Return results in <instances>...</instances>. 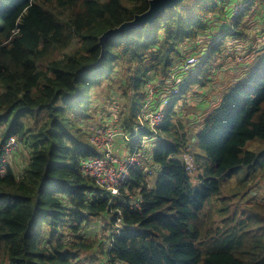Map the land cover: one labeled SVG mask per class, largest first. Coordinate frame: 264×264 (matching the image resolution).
I'll return each mask as SVG.
<instances>
[{"label": "trees", "instance_id": "trees-1", "mask_svg": "<svg viewBox=\"0 0 264 264\" xmlns=\"http://www.w3.org/2000/svg\"><path fill=\"white\" fill-rule=\"evenodd\" d=\"M243 1L235 14L239 0H184L107 40L102 55L99 37L145 12L149 0H0V158L11 138L28 153L23 168L11 165V153L0 173V264H94L86 254L96 249L107 264H264V203L248 191L264 174V151L245 149L264 141V42L240 49L226 41L247 40L261 0ZM239 51L248 58L231 65L238 74L214 107L207 109L208 91L192 94L204 119L176 120V101ZM173 71L179 93L151 129L142 118L162 102ZM97 87L124 99L117 139L143 154L118 197L84 170L101 156L89 129ZM242 167L250 172L226 194Z\"/></svg>", "mask_w": 264, "mask_h": 264}, {"label": "rangeland", "instance_id": "rangeland-1", "mask_svg": "<svg viewBox=\"0 0 264 264\" xmlns=\"http://www.w3.org/2000/svg\"><path fill=\"white\" fill-rule=\"evenodd\" d=\"M240 3L244 4L243 0H239V2L236 4V6L240 5ZM253 10H254V17L250 21V28L248 29V37L246 38L247 40L244 42L243 40L239 41H234L231 38H227V44L229 45L230 43L237 44L239 48L241 49L242 46L244 48H248V43L252 44L255 43V46L258 43L264 42V0H261V2L256 1L253 5ZM261 19L262 21H259ZM227 24H230V21H227ZM219 27H216L214 29V32H218ZM250 40V41H249ZM249 41V42H248ZM75 47V45L71 46L70 48L67 49V52L72 50ZM234 49V46L232 47ZM257 53V52H256ZM202 53H198L197 57L202 56ZM249 54V60L251 61L252 57L254 56L255 53H248ZM206 55V52L204 51V55ZM252 56V57H251ZM195 57L196 60H193V62L197 61V57ZM248 58V55L245 51H239L238 56L236 59L234 57H228L227 59L224 60V63L219 66L216 70V75L208 82L206 86H198L195 87V91H192L188 94V96L178 99L175 103V113H176V120L181 118L184 120H187L188 122L194 121V117L192 116V113H197L199 119H204V116L207 114L205 110H203V107L199 106L200 101H198L197 98H193L192 94L194 92L198 93H204V91L209 92L210 96V102H209V109L210 107H214V103L218 100V98L221 96V94L224 92V89L229 87L230 84L233 82V75L238 74V69H233L231 68V65L234 64V66L237 65V61H243ZM194 62V63H195ZM219 62V61H218ZM238 66V65H237ZM188 66H185L183 69H186ZM244 69V68H243ZM178 71H173L169 77V80L166 81L165 86V93H162L160 97L163 98L161 103H158V101L155 102L154 104V109L153 113L150 114L149 118H152L153 126H156L158 123H160L162 117L165 115V111L168 107V99L173 93H179L177 89L171 90L172 85L174 84V79L177 76ZM163 77V76H162ZM160 83V81H157V84ZM92 94V103H94L93 106L90 107V111L93 113V118L90 121L91 126L89 127L90 131L92 128H97L98 130H105L108 128H118L117 126L119 125L117 123V120L120 116V113L125 109L124 105V99L121 100L118 91H114V93H104L101 91V87L94 88L91 91ZM118 98V100H116ZM98 103L101 105L97 106ZM214 105V106H213ZM97 106V107H96ZM205 111V112H204ZM102 118V119H101ZM42 124V115L40 114L39 116L36 117V119L33 120L32 122V128L37 129L40 127ZM102 126V127H99ZM151 127V126H150ZM153 129V127H151ZM133 134H138L136 129H134L131 133ZM91 135H94V132L92 131ZM120 138V137H119ZM118 138V139H119ZM118 139L116 140V149L118 146L120 147L119 150H115L116 156H121L124 152H129L130 150L128 148V145L125 142L119 143ZM11 140V139H10ZM93 144V142H92ZM156 144V141H155ZM147 145V139L143 138L142 141V146L143 149H145ZM14 147H15V152H11L13 155L10 158L11 165L15 168H23V159H20V156L23 158H26L25 156L28 155L26 149L23 146H19L17 144V141L15 140L14 142ZM246 150L254 151V152H261L264 151V141H260L258 139L255 140H250L246 143L245 145ZM122 152V153H121ZM11 155V154H10ZM9 155V156H10ZM143 155V154H142ZM141 155V156H142ZM9 156H7V162L9 159ZM140 156V157H141ZM4 161V160H2ZM186 163L188 166H192V158L191 157H186ZM2 164V163H0ZM192 178H191V185L192 187H199L201 185V180L197 177L199 174V171L194 169V166H192ZM158 170L155 168L152 169V174H150V180L156 177ZM250 172V169L247 167H242L239 170H237L232 178L226 182V194H230L232 192V188L236 187V184H238V181L241 180L243 177H245L248 173ZM254 182L257 183V185H254L250 188H248V191L252 192L255 194V197L257 198V201L259 200L260 203H264V174L262 172H259L256 174V177L254 179ZM252 189L254 191H252ZM259 196V197H258ZM237 198H233V201H236ZM251 199L250 196L248 197L247 201ZM89 228V226H87ZM95 230L100 232L101 227L99 228L98 226H93ZM92 233H95L93 231ZM108 234V233H107ZM106 234V235H107ZM103 241H108L109 240V235L108 237L105 236L102 238ZM84 256V255H83ZM86 256H94V264H107L106 263V257L105 255L101 252V250L96 249V251H93L91 253H87ZM84 257H82L83 259ZM88 257L85 258L84 260L87 261ZM81 264H84L82 262Z\"/></svg>", "mask_w": 264, "mask_h": 264}, {"label": "built area", "instance_id": "built-area-1", "mask_svg": "<svg viewBox=\"0 0 264 264\" xmlns=\"http://www.w3.org/2000/svg\"><path fill=\"white\" fill-rule=\"evenodd\" d=\"M240 5L236 6L235 14L239 12ZM195 57H190L187 64H194ZM151 113L143 117L153 126L152 118H149ZM94 135L91 136V140L97 150L101 152V156L91 158L84 163V170L87 175L96 181V183L107 192L111 193L113 197L121 196L120 186L124 183L130 175V169L136 165H140L141 153L136 151L127 152L122 158L116 156L115 147L116 139L121 134L118 128H108L105 130H98L92 128ZM15 139L11 138L5 145V151L0 158V173L4 171V165L7 162V156H9L14 148ZM4 160V161H2Z\"/></svg>", "mask_w": 264, "mask_h": 264}, {"label": "water", "instance_id": "water-1", "mask_svg": "<svg viewBox=\"0 0 264 264\" xmlns=\"http://www.w3.org/2000/svg\"><path fill=\"white\" fill-rule=\"evenodd\" d=\"M183 1L184 0H149V7L145 12L136 14L132 20L125 21L119 26L106 30L99 37V44L102 46V55L104 53V47L107 40L118 36L123 32L129 31L130 29L137 28L145 23H154L157 16L164 12L166 8H174L177 4ZM99 61L100 58L98 62Z\"/></svg>", "mask_w": 264, "mask_h": 264}, {"label": "crops", "instance_id": "crops-1", "mask_svg": "<svg viewBox=\"0 0 264 264\" xmlns=\"http://www.w3.org/2000/svg\"><path fill=\"white\" fill-rule=\"evenodd\" d=\"M122 153V152H121ZM127 154V152H124L121 156H119V157H124L125 155Z\"/></svg>", "mask_w": 264, "mask_h": 264}, {"label": "clouds", "instance_id": "clouds-1", "mask_svg": "<svg viewBox=\"0 0 264 264\" xmlns=\"http://www.w3.org/2000/svg\"><path fill=\"white\" fill-rule=\"evenodd\" d=\"M168 107H169V104H168ZM168 107H167V108H168ZM165 114H166V112H165Z\"/></svg>", "mask_w": 264, "mask_h": 264}]
</instances>
